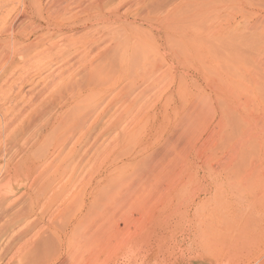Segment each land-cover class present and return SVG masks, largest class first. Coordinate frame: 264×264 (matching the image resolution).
I'll list each match as a JSON object with an SVG mask.
<instances>
[{
	"label": "rangeland",
	"instance_id": "1",
	"mask_svg": "<svg viewBox=\"0 0 264 264\" xmlns=\"http://www.w3.org/2000/svg\"><path fill=\"white\" fill-rule=\"evenodd\" d=\"M121 1L111 0L106 12L113 6L117 8L120 2L118 15H128L125 16L127 19L121 22H114V19L103 21L96 27L95 38H99L98 45L102 46V50L99 46L98 49L102 56L113 48L111 37L119 31L120 25L153 24L151 26H158L159 34L164 36L165 28L161 29V23L166 19L186 20L183 15L192 14L193 7L197 8L196 0L184 2L176 10L174 5L182 0H141L145 6L160 4V9L156 10V14H153L156 11H152L154 16L140 18L135 15H146L141 12L142 6L139 5L137 12L136 3L128 9L126 0ZM204 2L196 22H202L203 27L217 22L224 31L213 40H218L221 45L230 43L231 48L224 54L221 52L220 56L223 57L218 56L217 62L210 63V55H207L202 62H197V67L207 68L215 66V63L216 66L222 65L227 56L235 62H242L248 73L244 74L246 78L252 77L253 81L255 77L260 84L263 83L264 7L255 5L257 8H251L245 0L246 5L242 6H239V0ZM91 33V29L80 27L66 37L69 41L83 42L93 38ZM152 34L157 38L158 34L154 31ZM166 47L168 50L169 47ZM108 63L110 59L102 62L104 71L96 92H86L80 98L85 107L93 106L100 98L101 101L108 98L107 101L111 99L113 102L107 108L106 103L96 107L92 117L98 115V121L93 125V132L87 133L84 140H80V133L75 134L63 152L55 149L60 140L59 134L51 135L49 132L43 138L34 137L33 141L38 140V143L31 154L33 173L27 177L25 188L7 196L0 209V264H16L23 244L45 230L47 223L54 221V225L57 224V220L62 218L55 220L58 212L66 218L67 223L70 220L69 223H72L78 217L80 200L92 192L97 183L103 186L110 178L116 180L113 183L115 189L106 188L104 194L108 193L107 197L100 195L98 204L91 208L92 218L104 228L93 256L85 255L83 248L82 252L76 251L78 255L74 254L77 250L75 245L79 239L81 242L80 236L98 227L94 224L89 227L85 223L69 238L67 252L51 264H72L75 255H81L82 264H261L264 261V177H260V168L256 163L257 146L254 141H241V132H247L244 124L237 127L234 115L220 112L214 90L218 83L213 73L202 69L189 72L196 78L193 84L188 78L183 79V84L191 92L186 99L179 93L184 91V86L177 91L178 73L173 76L165 73L155 81L147 78L146 82L137 77L144 72L138 68L131 69L103 99L102 91L111 84L112 79ZM168 66L169 63L164 61L157 64L159 72L167 70ZM174 71L169 68V75ZM246 78L244 86L248 87L251 81ZM128 81L132 83L127 84ZM238 97L240 108L236 112L241 117L256 121L258 105L253 97L246 99L243 94ZM188 113L192 116H188ZM46 118L40 120L41 123L37 122L38 128H34L33 132L43 128L47 123ZM192 121L194 126L191 128L189 125ZM177 123H181L180 126ZM173 128L183 132L177 146H171L168 140ZM151 136L159 137V144L151 145L141 153L146 143L151 141ZM95 139H98L96 147H90ZM158 150L168 152L162 161L155 152ZM45 155L47 158L44 161L42 156ZM4 167L5 163H0V186H8L11 178L4 174ZM8 168L11 169L12 165ZM11 181L13 183L15 180ZM33 195L38 198L40 207L35 214L41 220L26 235H18L19 238L16 236L10 240L15 230L9 227L7 218L20 207L28 205ZM103 200L105 203H102ZM61 224L62 219L59 221ZM237 229L242 231L239 235L245 237L248 243L228 252L225 241L241 239ZM199 233L204 234L203 237ZM254 236L256 239L251 240ZM207 241L215 245L212 248L216 251L213 249L211 252L214 254L203 250L202 245L208 244ZM80 242L77 246L82 247L84 243Z\"/></svg>",
	"mask_w": 264,
	"mask_h": 264
},
{
	"label": "bare ground",
	"instance_id": "2",
	"mask_svg": "<svg viewBox=\"0 0 264 264\" xmlns=\"http://www.w3.org/2000/svg\"><path fill=\"white\" fill-rule=\"evenodd\" d=\"M123 1L125 2V0ZM188 1L191 2V0L180 1L174 5V9L176 10L184 2L189 3ZM199 1H201L200 6ZM245 1L251 8L256 7L255 5L264 7V0ZM110 2L111 0L0 1V81L3 83L0 86V163H5L4 171L6 173L4 174L6 177H11L8 186H0V209L7 196L10 197L25 188L28 182L27 177H30L33 173L31 154L33 147L38 143V140L33 141L34 137L43 138L44 134L49 132L51 135L59 134L60 140L57 142L55 149L63 152L75 134L80 133V140H84L87 133L93 132V125L98 121V115L92 117L93 114L95 115L96 107L100 103H106L107 108L113 102L111 99L107 101L108 98L105 101L103 100V102L100 98L93 106L85 107L80 98L86 92H96L100 84V76L102 71H104L102 62L108 59H110V63L107 64L109 65L108 72L112 75V79L111 84L102 91L103 99L107 92H111V87H114L119 79H124L123 75L129 73L131 69L136 70L138 68L144 72L141 75H137V77L146 82L147 78L155 81L164 76L165 73H168V76L178 73L179 80H177V83H179L177 91H181L184 86V91L179 93L185 98L186 96H191V92L186 87V84H183V79L188 78L190 83L193 84L194 78H196L189 72H197L199 69L212 72L218 83L214 90L221 108L220 112L234 115L235 119L233 120L236 121L237 127L242 124H244V127L246 126L247 132L245 134L241 132L243 136L241 141L246 140L245 143L254 141L256 143V163L260 168V177H264V82L261 79L263 83L260 84L255 77L253 81H251L252 77H247L251 81V85L247 83L250 87L244 86L245 76L248 73L244 69L242 62H235L231 58H227V56L223 59L226 61L222 65L216 66L215 63V66L210 65L207 68L197 67V62H202L207 55H210V63L212 61L217 62V57L221 55V52L225 53L231 48L229 46L230 43L221 45L218 40L217 42L213 40L215 37H220L224 31L217 22L211 23L209 27H206V25L203 27L202 22H196V17L205 3L204 0H196L197 8L192 5L193 13L183 15L186 20L174 21L166 19V21L161 23L160 25L163 26L161 29L165 28L163 29L165 32L163 33L164 36L159 34L160 30L158 32L157 29L159 27L156 24L154 25L157 28L151 26L153 24L150 23H147L150 25L141 23H137L138 25L134 26L131 24L128 26L120 25L119 31L115 32V36L113 34L111 37L110 43H112L113 48L109 49L105 56H102L100 53L102 46H99V38H95L97 25L111 19H114V22L125 21L127 19L125 16H128L118 15L119 9L117 8L122 4L120 2L117 8L112 4L111 6L114 8L106 12ZM239 2H241L239 6L245 4L243 0H239ZM126 3L129 6L128 9H131V5L136 3L137 12L139 11V5L142 6L143 10L140 11L146 15H135V17L140 16V18L154 16L153 14L157 13L156 10L160 9V4L151 6L148 4V6H145L144 4L142 5L144 2L141 0H126ZM125 9L128 10L127 8ZM152 11L156 12L152 14ZM244 16L247 17V15ZM168 17L171 18V15H168ZM80 27L84 28V30L91 29L93 38L79 42V40L72 37L78 42L69 41L66 35L80 29ZM153 31L158 34L157 38L152 36ZM98 37L101 36L99 35ZM80 38L82 37L80 36ZM262 39L264 41V38ZM226 41L228 42V40ZM98 46L101 50L98 49ZM166 46L169 47L168 50ZM230 52H233V50ZM89 57H91L90 60H88ZM222 57L220 56V58ZM163 61L164 63H169V66L166 67L167 70L159 72L157 64ZM220 67H222V70ZM169 68L175 70L170 75ZM246 73L247 75H244ZM130 83L132 82L128 81L127 84ZM238 94H243L246 99L253 97L254 102L258 105V119L256 121L241 117L236 112L240 108L237 103L239 100ZM174 110L176 109L174 108ZM190 110L192 109L190 108ZM188 116H192V114L188 113ZM45 117L48 118H46L47 123L44 126L42 125L43 128L41 127V130L33 132L34 128H38L37 122L42 121ZM192 122L189 125L191 128L194 126V122ZM180 124L177 123L178 126ZM172 131L173 134L168 140L172 143L171 146H177L183 136V132L178 128H173ZM158 139L159 137H152L150 144L146 143V147H142L145 148L141 150V153L147 151L151 145L159 144ZM20 143L22 144L20 145ZM97 143L98 139L93 140L90 147H96ZM155 152L158 154L157 157L160 158V161L168 155L167 150ZM73 153H76V151H73ZM57 157L58 155L55 156V158ZM42 158L45 161L47 155L42 156ZM9 165H12L11 169L8 168ZM18 177H24V179L20 180ZM110 179L103 186L97 183L92 192L80 200L78 217L76 216L72 223H69L70 219L67 223L66 218L58 212L55 220L62 217L60 218L62 219V224L59 225L60 219H58V223L54 225L52 219L53 222L47 223L45 230L38 232L33 240L26 241L20 249L16 264L53 263L67 252V247H70L67 243L69 238H71L72 234L77 233L81 229L82 224L84 225L85 223H88L89 227L91 224L98 225V227L96 230H91L88 234L81 235L78 233L81 235L80 238H82L81 242L79 239L80 244L82 241L84 244H82L83 246L81 245L82 247L80 245L77 246L79 243L77 241L78 243H75L77 250H75L74 254H77L76 251L82 252L81 249L83 248L85 249V255L93 256V251L104 228L99 226L98 222L92 218L90 214L91 208L98 204L100 195L104 198L107 197L108 193L104 194L106 188L109 190L115 189L113 183L116 180L114 178ZM11 180L15 181L12 183ZM110 195L113 197L112 193ZM102 203H105V201L103 200ZM62 204L64 205L65 203ZM39 208L38 198L33 195L29 199L28 205L20 207L9 219L7 218V222L10 224L9 227L15 230L10 240L18 235L24 236L35 228L38 221L41 220V217L35 214V211ZM0 213L2 212L0 211ZM237 232L235 233L239 235L242 231L239 232L238 230ZM198 235L202 234L199 233ZM238 237L241 238V235ZM208 238H210L209 235ZM215 238L217 239L218 237ZM255 239L256 237L251 238V240ZM207 243L202 245L203 250L211 253L213 249L215 250V248H212L215 245L209 244L208 241ZM225 243V248L229 250L228 252H232L239 246L248 243V241L244 237L239 240L225 241ZM99 253L100 250L97 254ZM77 255L74 256L72 264H82L81 255L80 257H77ZM261 264H264V261Z\"/></svg>",
	"mask_w": 264,
	"mask_h": 264
}]
</instances>
